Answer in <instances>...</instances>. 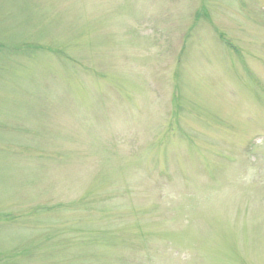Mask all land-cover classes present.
<instances>
[{
  "label": "rangeland",
  "instance_id": "1",
  "mask_svg": "<svg viewBox=\"0 0 264 264\" xmlns=\"http://www.w3.org/2000/svg\"><path fill=\"white\" fill-rule=\"evenodd\" d=\"M0 264H264V0H0Z\"/></svg>",
  "mask_w": 264,
  "mask_h": 264
}]
</instances>
